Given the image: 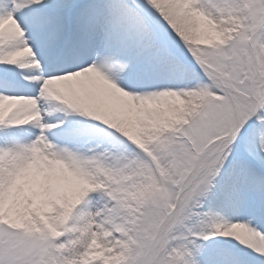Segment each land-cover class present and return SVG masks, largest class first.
Listing matches in <instances>:
<instances>
[{
    "label": "snow or ice",
    "instance_id": "snow-or-ice-1",
    "mask_svg": "<svg viewBox=\"0 0 264 264\" xmlns=\"http://www.w3.org/2000/svg\"><path fill=\"white\" fill-rule=\"evenodd\" d=\"M0 264H264V0H0Z\"/></svg>",
    "mask_w": 264,
    "mask_h": 264
}]
</instances>
